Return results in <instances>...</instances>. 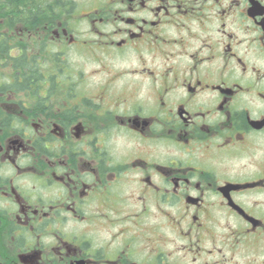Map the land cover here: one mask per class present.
I'll use <instances>...</instances> for the list:
<instances>
[{"label": "flooded vegetation", "instance_id": "af4514ba", "mask_svg": "<svg viewBox=\"0 0 264 264\" xmlns=\"http://www.w3.org/2000/svg\"><path fill=\"white\" fill-rule=\"evenodd\" d=\"M0 264H264V0H0Z\"/></svg>", "mask_w": 264, "mask_h": 264}]
</instances>
